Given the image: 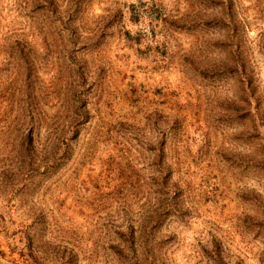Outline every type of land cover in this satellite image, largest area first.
<instances>
[{
	"label": "rangeland",
	"instance_id": "obj_1",
	"mask_svg": "<svg viewBox=\"0 0 264 264\" xmlns=\"http://www.w3.org/2000/svg\"><path fill=\"white\" fill-rule=\"evenodd\" d=\"M0 264H264V0H0Z\"/></svg>",
	"mask_w": 264,
	"mask_h": 264
}]
</instances>
